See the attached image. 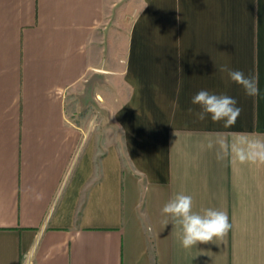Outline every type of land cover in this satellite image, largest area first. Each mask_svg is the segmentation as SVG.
<instances>
[{
    "label": "crops",
    "instance_id": "0c3cea01",
    "mask_svg": "<svg viewBox=\"0 0 264 264\" xmlns=\"http://www.w3.org/2000/svg\"><path fill=\"white\" fill-rule=\"evenodd\" d=\"M241 137L264 139V0H0V264H264V163L218 158ZM179 193L227 213L222 241L181 246Z\"/></svg>",
    "mask_w": 264,
    "mask_h": 264
},
{
    "label": "clouds",
    "instance_id": "9594fccd",
    "mask_svg": "<svg viewBox=\"0 0 264 264\" xmlns=\"http://www.w3.org/2000/svg\"><path fill=\"white\" fill-rule=\"evenodd\" d=\"M221 72H227L229 79L244 88L249 96L258 94V87L253 77H245L239 70L229 69L227 66L220 68ZM191 103L201 109L196 113L198 119L204 120L210 115L213 122H224V127L235 124L241 109L236 106V100L226 95L211 94L201 90L192 98ZM216 145L220 151L218 158L231 154L235 159L243 162L264 163V139L241 137L232 142L224 138H217ZM209 141L207 147L213 148ZM162 221L166 226L171 220L174 226L181 230V246L189 249L198 244L213 243L214 239L223 240L231 229V224L226 212L216 209H204L201 212L193 211V198L191 195L179 193L172 197L163 207Z\"/></svg>",
    "mask_w": 264,
    "mask_h": 264
},
{
    "label": "rangeland",
    "instance_id": "374dc122",
    "mask_svg": "<svg viewBox=\"0 0 264 264\" xmlns=\"http://www.w3.org/2000/svg\"><path fill=\"white\" fill-rule=\"evenodd\" d=\"M143 18V17H142ZM143 21V19H141ZM141 21V22H142ZM157 20L154 18L153 19V33H159V25L156 24ZM138 32L139 33H143V25L141 24L140 26H138L137 28ZM123 46L119 43L116 44V49H122ZM88 91H85V95L86 94H89L87 93ZM87 96H83L82 93L78 94L76 96V101L78 102V107H77V114L78 115H81V118L85 121V120H88V121H91V120H95L97 119L98 115H100L101 113H103V107L96 104V102H94V105H90L88 107H84V99H86ZM83 101V102H82ZM94 125L97 124L96 123H93Z\"/></svg>",
    "mask_w": 264,
    "mask_h": 264
}]
</instances>
